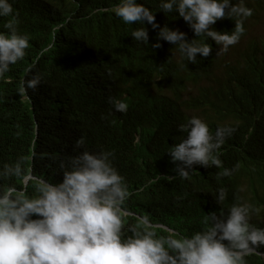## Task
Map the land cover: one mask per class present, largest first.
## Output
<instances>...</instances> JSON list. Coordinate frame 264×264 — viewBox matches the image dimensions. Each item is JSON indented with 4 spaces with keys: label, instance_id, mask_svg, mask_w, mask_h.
<instances>
[{
    "label": "trees",
    "instance_id": "1",
    "mask_svg": "<svg viewBox=\"0 0 264 264\" xmlns=\"http://www.w3.org/2000/svg\"><path fill=\"white\" fill-rule=\"evenodd\" d=\"M27 1L11 3L19 34L29 38L26 56L14 71L23 74L24 67L35 61L32 68L45 73L57 91V105L67 109L51 113L48 108H30L24 100H0V168L23 157L33 174L62 182L60 164L83 138L80 152L114 154L113 164L131 193L125 207L148 215L152 223H162L181 235L199 230L202 219L182 201L190 185L215 195L224 188L227 206L251 204L256 209L252 217L264 220V0H249L253 13L236 45L215 62L196 58L195 64L182 60L178 49L166 41L152 48L159 29L146 22L148 46L134 41L131 32L141 25L125 24L114 14L120 0H42L44 7H30ZM138 2L154 11L160 27L182 31L190 42L193 31L188 23L175 12L160 11L161 0ZM242 2L246 5L248 0ZM9 19L0 17V32H7L4 24ZM74 40L111 69L114 97L128 104L126 113L114 112L111 104L103 110L90 109L80 90L84 65L71 50ZM170 105L183 108V116L177 119ZM192 117L206 122L212 133L222 125L235 131L216 153L221 167L211 166L184 179L176 175V164L167 151L173 146L170 142L184 138L181 126ZM225 168L235 170L222 176ZM136 223V216L126 215L123 231L131 233ZM154 228L160 235L168 232ZM245 260L264 264L258 254Z\"/></svg>",
    "mask_w": 264,
    "mask_h": 264
},
{
    "label": "clouds",
    "instance_id": "2",
    "mask_svg": "<svg viewBox=\"0 0 264 264\" xmlns=\"http://www.w3.org/2000/svg\"><path fill=\"white\" fill-rule=\"evenodd\" d=\"M12 2L0 0V17H11L4 24L7 32H0V100H24L30 108H48L51 113L66 110L67 106L57 105V91L45 73L32 68L35 61L24 67L23 74L14 71L26 56L29 38L18 32ZM27 3L45 6L42 0ZM249 3L161 0L160 11L175 12L188 23L193 31L190 42L186 33L160 27L154 11L138 0H120L113 11L125 24L141 25L131 32L134 41L148 46L146 22L153 30L159 29L152 48H160L159 41H166L178 49L182 60L195 64L196 58L215 62L240 41L253 13ZM220 19L221 24H215ZM71 50L84 65L80 90L90 109L103 110L111 104L114 112L126 113L128 104L114 97L111 69L76 40ZM170 106L177 119L185 113L179 106ZM34 123L37 135L38 122L34 119ZM181 131L186 135L179 143L170 142L173 146L167 153L176 164V175L187 179L190 173L222 166L216 153L235 128L222 125L212 133L206 122L192 117ZM84 143L81 138L70 147L72 153L60 164L63 179L59 183L33 174L23 157L0 168V264H246L245 257L251 254L264 258V220L252 217L256 209L251 204L237 202L229 207L224 203V188L215 195L190 185L182 201L202 219V227L191 234H178L162 223H152L148 215L126 208L131 193L113 164L114 154L80 152ZM234 170L225 168L221 175L230 176ZM126 215L137 217L131 233L123 231ZM153 225L167 229V234H158Z\"/></svg>",
    "mask_w": 264,
    "mask_h": 264
}]
</instances>
